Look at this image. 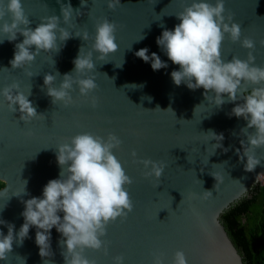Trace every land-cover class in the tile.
<instances>
[{"label": "water", "instance_id": "1", "mask_svg": "<svg viewBox=\"0 0 264 264\" xmlns=\"http://www.w3.org/2000/svg\"><path fill=\"white\" fill-rule=\"evenodd\" d=\"M255 90L264 0H0V264H244Z\"/></svg>", "mask_w": 264, "mask_h": 264}, {"label": "trees", "instance_id": "2", "mask_svg": "<svg viewBox=\"0 0 264 264\" xmlns=\"http://www.w3.org/2000/svg\"><path fill=\"white\" fill-rule=\"evenodd\" d=\"M184 41L181 36L173 50ZM250 103L260 105L264 112V91L247 94ZM4 184L0 182V189ZM228 236L244 264H264V185H254L246 197L227 209L220 218Z\"/></svg>", "mask_w": 264, "mask_h": 264}, {"label": "bare ground", "instance_id": "3", "mask_svg": "<svg viewBox=\"0 0 264 264\" xmlns=\"http://www.w3.org/2000/svg\"><path fill=\"white\" fill-rule=\"evenodd\" d=\"M260 180H262V181H263V180H264V177H262Z\"/></svg>", "mask_w": 264, "mask_h": 264}, {"label": "rangeland", "instance_id": "4", "mask_svg": "<svg viewBox=\"0 0 264 264\" xmlns=\"http://www.w3.org/2000/svg\"><path fill=\"white\" fill-rule=\"evenodd\" d=\"M261 182H262V184H264V180L263 181L261 180Z\"/></svg>", "mask_w": 264, "mask_h": 264}]
</instances>
